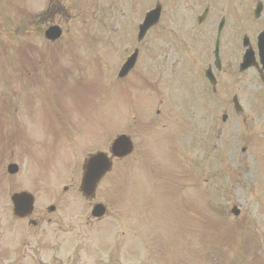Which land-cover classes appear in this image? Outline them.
Wrapping results in <instances>:
<instances>
[{"label": "rangeland", "instance_id": "1", "mask_svg": "<svg viewBox=\"0 0 264 264\" xmlns=\"http://www.w3.org/2000/svg\"><path fill=\"white\" fill-rule=\"evenodd\" d=\"M55 1L72 19L46 12ZM139 1L0 0V264H59L65 248L78 264H264V108L251 92H191L177 44L186 0L167 4L170 37L143 38L135 72L118 79L154 6ZM53 20L64 33L49 48ZM233 95L245 110L231 103L224 123ZM121 133L134 151L102 182L111 213L94 222L75 191L82 164ZM22 190L40 224L13 216Z\"/></svg>", "mask_w": 264, "mask_h": 264}, {"label": "flooded vegetation", "instance_id": "2", "mask_svg": "<svg viewBox=\"0 0 264 264\" xmlns=\"http://www.w3.org/2000/svg\"><path fill=\"white\" fill-rule=\"evenodd\" d=\"M140 1L137 2V5L140 4ZM183 1L185 0H155L154 5L156 3L161 5V14L159 22L148 34L154 32L159 40L163 36L170 37V31L166 27L167 4L168 6L181 4ZM186 1L188 5L184 13L189 16L188 20L185 19L187 29H184V34L181 36L184 40L179 37L177 44L180 42L182 44L180 46H184L182 48L185 50L191 92H212L213 96L223 92H251L253 105L264 108V0ZM60 11L65 13L68 10H65L60 1H55L54 4L48 6L46 12L57 15ZM189 11L190 14H187ZM56 12L58 13L56 14ZM65 15L68 17V21L72 19L67 12ZM49 24L52 26L58 24L62 30L64 29L61 21L56 23L53 20ZM175 38H177L176 33L174 34ZM142 41L140 43L137 41L130 54L136 47L138 49L141 47ZM128 56L129 54L124 57V61ZM195 85L198 86V90L194 89ZM231 103L237 116H240L245 110L240 104L238 96L233 95L229 105L224 103L222 118L224 123L232 118ZM207 120L209 119L207 118ZM98 198L99 196L96 197L97 202L88 203L91 204V210L96 203H103L106 206L105 214L108 216L111 213L109 206ZM56 210L55 206L54 211ZM93 219L94 222L102 220V218ZM22 220H27L28 223L32 222L33 225L42 222L40 219H34L33 216ZM48 220L52 219L48 218ZM60 252L64 255L59 259V264H78L77 258L80 254L76 252L75 255H67L66 252H71L68 248L62 249ZM30 255H23L21 260L26 259L31 264L33 261L27 259ZM108 257L110 255H107ZM88 263L90 262L88 261ZM38 264H44V262L39 260ZM106 264L109 263L106 262Z\"/></svg>", "mask_w": 264, "mask_h": 264}, {"label": "water", "instance_id": "3", "mask_svg": "<svg viewBox=\"0 0 264 264\" xmlns=\"http://www.w3.org/2000/svg\"><path fill=\"white\" fill-rule=\"evenodd\" d=\"M158 13V9L153 10L148 13L145 20L144 30L148 29L150 25L154 24L156 20L153 21V18L156 17ZM61 34V30L59 27L54 26L50 27L46 31V36L52 40L58 38ZM135 60L134 57L129 60L123 67L121 73L126 74L127 71L133 66ZM133 145L129 137L126 135L118 136L111 147V152L113 156L122 158L125 155H128L132 152ZM112 163L107 155L103 152H98L97 154L91 155L89 159L84 164V178L82 191L86 194L87 197H92L95 188L99 182V180L104 176V174L111 169ZM8 171L10 173H15L18 171V166L16 164H10L8 166ZM11 201L13 204L14 215L20 218L27 217L30 215L34 208V197L29 192L22 191L14 193L11 197ZM235 210V209H234ZM236 213H238L236 211ZM94 215H102L103 214V206L97 205L95 208Z\"/></svg>", "mask_w": 264, "mask_h": 264}]
</instances>
